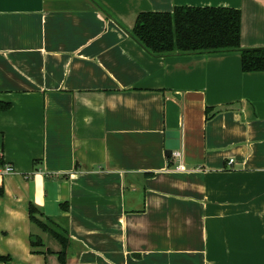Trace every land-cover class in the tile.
Returning a JSON list of instances; mask_svg holds the SVG:
<instances>
[{"label": "crops", "instance_id": "0c3cea01", "mask_svg": "<svg viewBox=\"0 0 264 264\" xmlns=\"http://www.w3.org/2000/svg\"><path fill=\"white\" fill-rule=\"evenodd\" d=\"M176 6L240 9L242 47H264V0H0L8 264H62L31 204L68 228L66 264H264V72L153 53L137 17Z\"/></svg>", "mask_w": 264, "mask_h": 264}, {"label": "trees", "instance_id": "16d2710c", "mask_svg": "<svg viewBox=\"0 0 264 264\" xmlns=\"http://www.w3.org/2000/svg\"><path fill=\"white\" fill-rule=\"evenodd\" d=\"M241 31L242 13L233 7L176 6L173 12L146 11L138 15L134 26L136 37L155 54L236 50L241 53L243 71L264 72V47L243 48ZM29 215L32 222L58 239L62 245L58 257L66 264L71 242L68 228L49 217L42 219L43 213L34 204ZM30 241L34 252H43L36 249L44 246L41 236L32 234ZM11 259L10 255H0L4 264Z\"/></svg>", "mask_w": 264, "mask_h": 264}, {"label": "built area", "instance_id": "2783aa9c", "mask_svg": "<svg viewBox=\"0 0 264 264\" xmlns=\"http://www.w3.org/2000/svg\"><path fill=\"white\" fill-rule=\"evenodd\" d=\"M171 158L180 159L181 158V152L179 150H173ZM175 168L178 170H182V171L186 170L185 165L181 162L179 164H177L175 166ZM14 171H15L14 166L11 163L5 161L3 159V157L0 155V177H4L8 174L14 173Z\"/></svg>", "mask_w": 264, "mask_h": 264}, {"label": "water", "instance_id": "95a60500", "mask_svg": "<svg viewBox=\"0 0 264 264\" xmlns=\"http://www.w3.org/2000/svg\"><path fill=\"white\" fill-rule=\"evenodd\" d=\"M165 135V155L171 156L173 150L180 148V132L178 130H167Z\"/></svg>", "mask_w": 264, "mask_h": 264}]
</instances>
